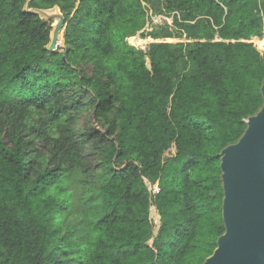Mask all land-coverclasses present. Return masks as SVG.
<instances>
[{"label":"trees","instance_id":"trees-1","mask_svg":"<svg viewBox=\"0 0 264 264\" xmlns=\"http://www.w3.org/2000/svg\"><path fill=\"white\" fill-rule=\"evenodd\" d=\"M263 35L264 0H0V264H202L220 151L263 103Z\"/></svg>","mask_w":264,"mask_h":264},{"label":"water","instance_id":"water-1","mask_svg":"<svg viewBox=\"0 0 264 264\" xmlns=\"http://www.w3.org/2000/svg\"><path fill=\"white\" fill-rule=\"evenodd\" d=\"M39 12L56 19L47 48L60 49L63 15L58 9ZM260 89L261 107L244 119L246 128L238 140L220 151L224 232L202 264H264V80Z\"/></svg>","mask_w":264,"mask_h":264},{"label":"rangeland","instance_id":"rangeland-1","mask_svg":"<svg viewBox=\"0 0 264 264\" xmlns=\"http://www.w3.org/2000/svg\"><path fill=\"white\" fill-rule=\"evenodd\" d=\"M154 5H155V7L156 8H154V10L155 11H159L160 10V3L159 2H154ZM150 6V5H149ZM151 7V6H150ZM152 9V8H151ZM151 11L152 10H148L147 11V13L148 14H151ZM47 13H54V12H57V8H54V9H51V10H48V11H46ZM153 12V11H152ZM153 16V15H152ZM154 17V16H153ZM42 18L45 20V21H47V22H51L52 23V25H54V23L56 22V19H47L46 17H44L43 15H42ZM168 19V22L170 23L171 22V17L170 18H167ZM150 25H152V20H151V23L150 24H148L147 25V27L149 28V26ZM151 28H149V29H145V31H148V30H150ZM144 31V32H145ZM264 36V35H263ZM136 38V40H132L133 38ZM261 38V37H260ZM139 39H141V40H143V42L142 43H139V42H137V40H139ZM167 39V40H166ZM166 39H152L151 37H149V36H146V37H142L141 35H140V33H138L137 35H135V36H133V37H130V38H128L127 39V42L130 44V45H133V46H135V47H137V48H140V49H143V50H146L148 47H149V45H150V43H153V42H170V43H176V42H188L189 40H187V39H185V37H180V38H166ZM169 39V40H168ZM63 40V39H62ZM61 40V44L63 43V41ZM258 38H255L254 39V42L257 44L258 43ZM136 42V43H135ZM145 42V43H144ZM258 45V44H257ZM260 49V48H259ZM261 51H264V50H261ZM190 70V66L187 64V65H185L184 67H182V72H187V71H189ZM87 124H91V125H94V126H96V128L98 127L96 124H95V122L92 120V115H91V111L89 110V109H86L83 113H82V115L79 117V119H78V122H77V125L79 126V127H83V126H85V125H87ZM149 188V190H152L153 192H155L156 191V189H157V187L156 186H154L153 188H151L150 186L148 187ZM150 218H151V220H152V222L154 223V234L156 233V231H157V228H158V225H159V222H160V218H159V215H158V213H157V210H156V208L155 207H151L150 208ZM149 243H151V241L149 242Z\"/></svg>","mask_w":264,"mask_h":264},{"label":"built area","instance_id":"built-area-1","mask_svg":"<svg viewBox=\"0 0 264 264\" xmlns=\"http://www.w3.org/2000/svg\"><path fill=\"white\" fill-rule=\"evenodd\" d=\"M151 20H152V24H159V23H162L163 20H167L168 22V19L165 18V17H162V16H151ZM169 23V22H168ZM257 38V37H256ZM258 45L254 42V40H249V42L253 43V45L256 47V49L260 52V54L264 57V51H261V50H264V36L262 38H258ZM260 48V49H259ZM158 189H156L155 192H157Z\"/></svg>","mask_w":264,"mask_h":264},{"label":"bare ground","instance_id":"bare-ground-1","mask_svg":"<svg viewBox=\"0 0 264 264\" xmlns=\"http://www.w3.org/2000/svg\"><path fill=\"white\" fill-rule=\"evenodd\" d=\"M132 40L134 41V40H136V38L134 37ZM166 40H167V39H166ZM168 40H169V39H168ZM137 42L142 43L143 40L139 39V40H137ZM135 43H136V42H135ZM144 43H145V42H144Z\"/></svg>","mask_w":264,"mask_h":264},{"label":"crops","instance_id":"crops-1","mask_svg":"<svg viewBox=\"0 0 264 264\" xmlns=\"http://www.w3.org/2000/svg\"><path fill=\"white\" fill-rule=\"evenodd\" d=\"M256 37H252L251 39L254 40Z\"/></svg>","mask_w":264,"mask_h":264}]
</instances>
